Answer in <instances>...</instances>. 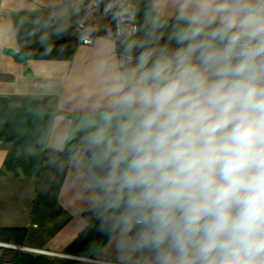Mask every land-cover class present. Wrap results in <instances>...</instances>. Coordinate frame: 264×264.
I'll list each match as a JSON object with an SVG mask.
<instances>
[{"label":"clouds","instance_id":"clouds-1","mask_svg":"<svg viewBox=\"0 0 264 264\" xmlns=\"http://www.w3.org/2000/svg\"><path fill=\"white\" fill-rule=\"evenodd\" d=\"M101 5L74 163L118 264H264V0Z\"/></svg>","mask_w":264,"mask_h":264},{"label":"crops","instance_id":"crops-1","mask_svg":"<svg viewBox=\"0 0 264 264\" xmlns=\"http://www.w3.org/2000/svg\"><path fill=\"white\" fill-rule=\"evenodd\" d=\"M78 21L68 0H0V225L26 228L22 250L118 263L74 163L86 71L108 44H82Z\"/></svg>","mask_w":264,"mask_h":264},{"label":"trees","instance_id":"trees-1","mask_svg":"<svg viewBox=\"0 0 264 264\" xmlns=\"http://www.w3.org/2000/svg\"><path fill=\"white\" fill-rule=\"evenodd\" d=\"M12 75L1 74L0 81H7ZM6 99L0 98V120L4 113ZM81 135L79 136L80 140ZM26 228H9L0 225V243H11L21 246L25 237ZM0 264H85L78 261L60 259L45 254L34 253L19 248L0 246Z\"/></svg>","mask_w":264,"mask_h":264},{"label":"built area","instance_id":"built-area-1","mask_svg":"<svg viewBox=\"0 0 264 264\" xmlns=\"http://www.w3.org/2000/svg\"><path fill=\"white\" fill-rule=\"evenodd\" d=\"M68 4L72 10L79 14L75 35L82 44L91 45L98 36L108 38L109 33L115 30L114 22L102 15L103 5H101L100 9H95L92 7V0H68ZM29 251L38 252L37 250ZM91 263L118 264L98 260H93Z\"/></svg>","mask_w":264,"mask_h":264},{"label":"rangeland","instance_id":"rangeland-1","mask_svg":"<svg viewBox=\"0 0 264 264\" xmlns=\"http://www.w3.org/2000/svg\"><path fill=\"white\" fill-rule=\"evenodd\" d=\"M11 246L17 247V245H15V244H12ZM24 250H26V249L24 248ZM30 252H33V251H30ZM41 252H43V253H40V254H45V255L52 256V257H57V258H60V259L71 260V261H78V262L85 263V264H99V263H91V262H93L92 259L79 258V257H74L72 259V258L67 257L66 255L55 256V255H52V254L50 255L48 252H45V251H41ZM34 253H37V252H34Z\"/></svg>","mask_w":264,"mask_h":264},{"label":"water","instance_id":"water-1","mask_svg":"<svg viewBox=\"0 0 264 264\" xmlns=\"http://www.w3.org/2000/svg\"><path fill=\"white\" fill-rule=\"evenodd\" d=\"M11 245H12V244L0 243V246L11 247V248H17V247L11 246Z\"/></svg>","mask_w":264,"mask_h":264},{"label":"bare ground","instance_id":"bare-ground-1","mask_svg":"<svg viewBox=\"0 0 264 264\" xmlns=\"http://www.w3.org/2000/svg\"><path fill=\"white\" fill-rule=\"evenodd\" d=\"M77 25V24H76ZM98 37H100V36H98ZM101 37H103V36H101ZM104 38H106V37H104ZM108 39V38H107ZM92 45V44H91Z\"/></svg>","mask_w":264,"mask_h":264}]
</instances>
